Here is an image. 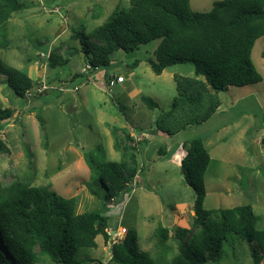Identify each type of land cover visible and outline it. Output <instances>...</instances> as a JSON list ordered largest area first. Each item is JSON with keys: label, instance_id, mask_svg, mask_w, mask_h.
<instances>
[{"label": "rangeland", "instance_id": "374dc122", "mask_svg": "<svg viewBox=\"0 0 264 264\" xmlns=\"http://www.w3.org/2000/svg\"><path fill=\"white\" fill-rule=\"evenodd\" d=\"M214 1L220 0H189V8L209 12ZM17 2L21 9L6 23L9 45L0 49V60L28 75L34 86L29 96L19 98L0 75V105L14 112L12 119L0 123V142L6 148V152L0 151L1 185L21 180L74 198L75 214L101 212L107 218L109 235L113 229L134 230L139 248L153 252L157 226L172 231L175 227L189 228L192 222L187 209L193 205V192L184 183L179 165L159 162L168 137L156 129L176 96L173 76L194 77L192 65L177 64L155 75L146 61L154 59L156 40L130 53L116 51L108 68L80 76L85 63L81 53L72 52L80 44L71 35L86 36L105 22L116 6L127 7L128 0ZM46 52L47 59L41 57ZM263 54L264 36L255 41L250 55L262 80L245 87H227L218 94L220 106L215 113L204 123L180 130L177 139L184 142L198 137L205 141L210 162L203 177V208L249 205L256 217L255 228L264 231ZM52 56L66 63L52 67ZM108 72L130 77L136 87L133 91V86L108 90L104 85ZM43 82L50 89L37 94L35 89ZM61 85L64 91L56 90ZM142 97L153 100L157 108L148 110ZM35 114L40 115L43 128ZM112 127L126 129L133 138L137 173L126 191L105 203L98 183L100 167L122 159L113 147ZM116 136L122 142V133L118 131ZM178 204H183L182 215L186 216L176 222ZM95 241L96 248L78 250V264H115L109 259V249H102L101 236ZM168 244L175 254L178 241L170 238ZM254 247L253 242L230 234L222 243L220 258L205 264H253ZM36 264L54 263L41 257Z\"/></svg>", "mask_w": 264, "mask_h": 264}, {"label": "trees", "instance_id": "16d2710c", "mask_svg": "<svg viewBox=\"0 0 264 264\" xmlns=\"http://www.w3.org/2000/svg\"><path fill=\"white\" fill-rule=\"evenodd\" d=\"M17 0H0V49L8 47L6 23L20 11ZM264 36V0H220L209 12H194L189 0H128L127 7L116 6L100 26L86 36L73 33L79 52L90 73L111 64L116 51L130 53L139 46L158 41L154 59L146 62L155 75L177 64H191L194 77L173 76L176 96L170 109L161 115L156 129L164 137L187 126L207 121L220 106L218 94L229 86L245 87L262 80L251 61L255 41ZM83 37L84 39H81ZM264 56V54H263ZM54 67L66 63L50 57ZM133 67L137 65L134 62ZM0 75L13 94L25 98L34 86L24 72L0 60ZM201 77L202 79L198 78ZM108 78H106L107 80ZM148 110L157 104L141 98ZM13 110L0 105V123L12 119ZM35 118L43 128L39 114ZM165 121L166 125H159ZM122 133L118 142L116 132ZM113 147L120 162L100 167L98 183L105 203L126 191L137 173L134 142L126 129L111 128ZM121 143V144H120ZM180 161L184 183L193 192V220L190 228L157 226L153 252L141 250L134 230H127L122 242L111 245L110 261L115 264H205L220 258L222 243L230 234L254 243L253 264L264 263V231L255 228L256 217L249 205L205 210L204 172L210 157L201 138L182 143ZM0 151L6 148L0 142ZM76 201L47 187L21 180L8 186L0 183V264H36L47 257L54 264H78L81 248H94L95 238L110 239L107 218L101 212L75 214ZM170 238L178 241L173 254ZM171 255V257H170Z\"/></svg>", "mask_w": 264, "mask_h": 264}, {"label": "crops", "instance_id": "0c3cea01", "mask_svg": "<svg viewBox=\"0 0 264 264\" xmlns=\"http://www.w3.org/2000/svg\"><path fill=\"white\" fill-rule=\"evenodd\" d=\"M79 72H81V70ZM93 72H95V71H93ZM163 72H164V70L162 71V73ZM85 75H87V73L83 74V75H80V76H85ZM116 76H120V75L117 74V73H114V72H108L107 74L105 73V79L109 78V77H116ZM198 78L202 79L201 77H198ZM131 80L132 79L130 77H124V82L121 83V84H117L116 86H118L119 88H122V89L123 88L124 89H128V88H131V86H133V89L131 90V91H133L136 86H134V83H132ZM104 85H105V82H104ZM137 89L139 90V88H137ZM137 89H136V91H137ZM177 137H178V133L167 138L168 146L165 143L163 144L166 148H165V151L162 153L163 157H162V159H159V162H166L167 161L168 164L171 165V166H178V165L180 166V161H181V159L183 157L184 150L182 148V143L183 142L179 141V139H177ZM203 141L204 140L202 139V142ZM203 143L205 144V141ZM207 144H209V142H207ZM204 147H206V146L204 145ZM192 206L191 205L188 206L187 215H188V218H190V219L192 218V220H193V215L194 214H193V211H192ZM175 208L177 210L176 211V215H177L176 222H177L179 220V218L183 219V217H185L186 215H184V216L182 215L183 213L185 214V210L184 211L181 210L183 208V204H178V205H176ZM183 222H184V224H187V219L184 218ZM191 224H192V222H191ZM190 227H191V225H190ZM165 228L169 229V227H165ZM180 228H182V227H180ZM108 229L110 230V228H108ZM113 230H116V229H113ZM109 241H110V239H109ZM109 241L105 244L103 238L101 237V245L103 246L102 249L105 250V248H108L109 251H110L111 246H110ZM95 243H96V241H95ZM97 246L98 245L96 243V246L94 248H96ZM110 257H111V254H110ZM110 257H109V259H110Z\"/></svg>", "mask_w": 264, "mask_h": 264}, {"label": "built area", "instance_id": "2783aa9c", "mask_svg": "<svg viewBox=\"0 0 264 264\" xmlns=\"http://www.w3.org/2000/svg\"><path fill=\"white\" fill-rule=\"evenodd\" d=\"M48 52V51H47ZM41 53V57L43 58H48V53ZM92 68L90 65L85 64L84 67L81 70L82 74H86L88 72H91ZM95 71H97V69H95ZM124 82V77L123 76H116V77H109L106 81H105V87L110 90L112 87H115L117 84H121ZM50 89L49 84L43 82L42 84H40L38 87H36L35 92L37 94H40L42 92H44L47 89ZM56 90L58 91H64V86L61 85L59 87L56 88ZM74 92L76 91V89H72ZM30 95V91H27L25 93V96H29ZM119 232V233H118ZM126 234V229L125 228H121V231H117V230H112L111 235H110V246L115 244V243H120L123 241L124 237ZM112 236V237H111Z\"/></svg>", "mask_w": 264, "mask_h": 264}, {"label": "water", "instance_id": "95a60500", "mask_svg": "<svg viewBox=\"0 0 264 264\" xmlns=\"http://www.w3.org/2000/svg\"><path fill=\"white\" fill-rule=\"evenodd\" d=\"M182 172V171H181Z\"/></svg>", "mask_w": 264, "mask_h": 264}]
</instances>
